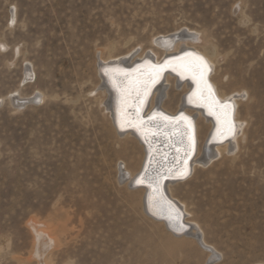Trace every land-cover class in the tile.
Listing matches in <instances>:
<instances>
[{
  "label": "rangeland",
  "instance_id": "1",
  "mask_svg": "<svg viewBox=\"0 0 264 264\" xmlns=\"http://www.w3.org/2000/svg\"><path fill=\"white\" fill-rule=\"evenodd\" d=\"M184 28L225 56L226 89H246L253 112L235 156L173 192L218 264H264V0H0V264H206L122 183L131 150L94 90L101 57ZM17 93L43 100L18 107Z\"/></svg>",
  "mask_w": 264,
  "mask_h": 264
},
{
  "label": "bare ground",
  "instance_id": "2",
  "mask_svg": "<svg viewBox=\"0 0 264 264\" xmlns=\"http://www.w3.org/2000/svg\"><path fill=\"white\" fill-rule=\"evenodd\" d=\"M179 32L180 33L177 32L173 35H159L152 40L150 47L141 46L139 49L140 52L132 49L124 54L101 57V63L98 69L100 71V68L104 64H110L114 61H117L115 63H124L127 66H131L138 59L141 60L147 52H151L156 57L157 61L160 62L165 56L177 54L186 49H191L202 54L208 60L213 70L210 80L215 86L218 96L222 100L231 97L235 100V122L238 124V129L232 140H229L224 144H215L212 142L207 147V142L212 134L215 124L221 130H225V127L228 126V119L226 117L227 111L225 112V110L222 111L221 109H219V111L214 110V113H212L214 116L213 119L206 116L204 111L200 109L186 106L185 98L191 91L192 84L189 81H179L178 77H175L170 73L166 75L164 83L154 91L150 102L151 106L148 110L149 112L156 106L160 107L161 105V109L171 115H176L179 111H185L186 114L195 119L198 130V146L197 153L192 161L193 173L189 178L186 180H180L187 175H181V173L185 172L184 164L188 155H180V152L176 153L172 146L175 143V147H182V152L184 151L186 154L190 141L188 135H179L178 137L174 136L167 139V148L162 154L157 152L158 155H155L153 152L151 153V150L149 149V147H151L150 143H152V139H155V137L149 138L151 142L146 141V136L148 135L145 136V129L142 125V120L137 115L145 97H142L141 101L137 102V104L132 103L133 99L130 97L133 89L138 90L143 88L144 91L146 90V74L144 72L140 74H126L123 71H118V69L104 70L102 74L100 72V87L94 89H98L95 100H99L100 105L103 106V117L108 120L114 136L124 143V150H131L130 162L127 164L124 161L125 173H122L121 181L126 184L127 189L130 190L131 193L138 195L142 212L149 219L162 224L168 233L176 239L193 238L204 251L209 253L206 264H218L221 261L220 254L206 241L202 228L191 218L192 215L186 203L174 194L173 187H179L190 183L193 176L202 173L204 167L215 157L223 159L225 157L235 156L233 155L235 150L240 149L241 142L247 138V131L249 128L248 117L253 112V105L251 104L249 92L246 89H226V87L230 86V79L226 78L227 75H220V69L223 65L222 63L225 61V56L218 51L215 44L210 43L203 34H200L197 31L188 30V32H186L184 28V31L182 30V32ZM191 59L196 60L193 57H189L188 60L183 59L182 61L177 62H186V65L180 64L181 71L189 73L190 69L185 66L192 64ZM143 69L148 71L149 66L146 65ZM25 71L27 74V80L31 79L34 75V71L31 73L32 70L29 67H26ZM177 71H179V68ZM244 92L246 93V96H248L247 101H244V98L246 97L244 96ZM10 99L18 107H21L30 101L38 99L43 100V95L38 93L34 95L33 98H23L17 93V95L11 96ZM164 99H166L167 102L176 100V107H168L166 104H163L162 101ZM0 102L3 101L0 100ZM129 107L136 111L135 119H133V115L127 113ZM105 111L107 114H105ZM244 114L246 116H244ZM129 123L134 127V132L137 131L138 134L132 131L128 133L119 132V130L126 129L125 126ZM180 128L186 133L188 130V123L184 120ZM223 137L224 135L221 136V138ZM157 142L161 143V145L164 143L162 138H158ZM152 149L153 151L157 150L156 145H154ZM149 151L150 153L148 154ZM181 160L183 161L181 162ZM133 164H138L135 170H131L130 168ZM167 179L170 180L167 181L164 186L165 194L167 195L165 196L162 187ZM157 188L158 191L156 190ZM168 198L176 202V205L182 210L181 213L177 212L176 208L168 201ZM188 229L189 231H187ZM38 234L39 233H37V235ZM54 245L55 240L52 239L47 243L48 249L53 248ZM46 251L48 250L46 249Z\"/></svg>",
  "mask_w": 264,
  "mask_h": 264
},
{
  "label": "water",
  "instance_id": "3",
  "mask_svg": "<svg viewBox=\"0 0 264 264\" xmlns=\"http://www.w3.org/2000/svg\"><path fill=\"white\" fill-rule=\"evenodd\" d=\"M189 57H193L196 60L191 59L192 64L191 65H195L196 68L195 70L190 69L189 73H187L186 71H181L180 69V64H184L186 65V62H180L177 63L179 61H182L183 59L188 60ZM201 61H203V63H201ZM140 63H137L138 65H136L133 69H129V71H123L122 67H123V63L120 64H116L114 62L110 63V64H104L101 68H100V72L102 74V72L104 70H110V69H118V71H123L124 73H142L144 72L146 74V70L141 68L142 66H149L148 71L151 72H155V69H159V68H164V71L162 72H155V75L157 77V81L155 83H150L149 84V91L150 92L153 88H156L157 86H159L162 81H163V75L165 72L169 71L170 73H172L173 75L177 76L179 78V81H189L192 84V89L189 92V94L186 96L185 98V105L192 107L194 109H200L202 111H204V114L208 117H211L214 119V116L212 113H214V110H218L221 109L222 111L225 110L226 112V117L228 119V126L225 127V135L223 138H221V133L224 130H221L220 128L217 127V125L215 124V130L216 132H214V137L212 139L211 142L215 143V144H223L225 143V141L231 140L233 137H235L236 135V123L234 121V103L232 101H222L221 98L218 96L217 91L215 90V87L213 85V83L210 80L211 77V73H212V69H211V65L208 62V60L202 55L199 54L191 49H186L183 50L177 54H172V55H168L167 57H165V59L162 61V63L158 64L156 62H154L150 56H147L143 61H138ZM142 62V63H141ZM165 65H167V67H165ZM179 68V71H177V69ZM201 75H203V80H201ZM150 76L151 74H146V84L149 83L150 81ZM215 101V103H214ZM145 105V104H144ZM223 105H231V108H222L221 106ZM145 110L147 109V105L144 108ZM209 112V114H208ZM152 114H159L160 115V119L163 121L171 122L174 124H178V122L181 123V125L183 124L184 120L188 123V130L186 131V135L189 136L190 141H189V148H188V157H186V162L184 164V170L187 171V175L185 176V178H182L180 180H186L187 178H189V176H191L192 174V169H191V163L192 160L195 156V151H196V136H195V119L192 116H189L188 114L185 113V111H179L175 116H170L167 113L163 112L159 107H157ZM181 117H183L184 119H181ZM149 119H153L150 118ZM148 119V120H149ZM231 129V130H230ZM125 131H132L134 132L135 129L132 126L127 127L126 129L123 130H119V132L124 133ZM151 130L149 129L148 131H145V136H146V141L147 142H151L149 140L150 137H152L154 135V133L150 134ZM136 134H138V132H134ZM147 133V134H146ZM164 137V135H163ZM157 138H159V136H157ZM218 138V139H217ZM153 142V139H152ZM161 145V143H159ZM149 149L151 150V153H157V151L161 150L160 148L157 150H154L156 152L153 151L152 148V143H150ZM157 147V145H156ZM150 153V151L148 152V154ZM156 155V154H155ZM158 155V154H157ZM148 160V158H147ZM146 160V163H147ZM145 169V167H144ZM170 179H167L162 187L163 193L165 196H167L165 194V184L167 181H169ZM167 198V197H166ZM168 201L171 202V204L176 208L178 213H181L182 210L179 209V207L176 205L175 201H172L168 198ZM189 231V229L187 230Z\"/></svg>",
  "mask_w": 264,
  "mask_h": 264
},
{
  "label": "snow or ice",
  "instance_id": "4",
  "mask_svg": "<svg viewBox=\"0 0 264 264\" xmlns=\"http://www.w3.org/2000/svg\"><path fill=\"white\" fill-rule=\"evenodd\" d=\"M201 63H203V61H201ZM165 67H167V65H165ZM185 67H187V68H189V69H192V70H195V68H196V66L195 65H187V66H185ZM155 72H162V71H164V68H159V69H155L154 70ZM201 80H203V75H201ZM214 103H215V101H214ZM222 108H231V105H223V106H221ZM181 119H184L183 117H181ZM231 130V129H230ZM187 173H186V170H185V172H182L181 173V175H186ZM157 191H158V188L156 189Z\"/></svg>",
  "mask_w": 264,
  "mask_h": 264
}]
</instances>
